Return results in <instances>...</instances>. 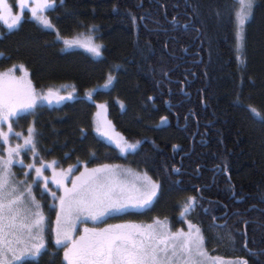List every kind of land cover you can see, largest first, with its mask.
<instances>
[{
	"label": "trees",
	"instance_id": "16d2710c",
	"mask_svg": "<svg viewBox=\"0 0 264 264\" xmlns=\"http://www.w3.org/2000/svg\"><path fill=\"white\" fill-rule=\"evenodd\" d=\"M7 3L23 20L11 29L7 14L0 20V71L25 68L36 90L64 88L65 97L71 95L20 118L19 133L34 126L38 157L60 160L61 168L56 161L46 170L57 175L76 161L70 188L84 165L127 162L161 188L150 209L121 216L166 219L176 230L191 222L202 229L210 254L259 264L243 245L247 241L253 252L264 248V0H255L242 31L240 0H65L63 6L57 0L54 10L37 12L55 29L31 16L36 0H23V9L20 0ZM81 33L101 41L102 55L65 49V38ZM99 101H106L123 138L140 141L137 151L122 156L94 132ZM191 196L202 207L181 217ZM213 217L228 228L213 227ZM47 241L41 256L20 264H67L62 248Z\"/></svg>",
	"mask_w": 264,
	"mask_h": 264
},
{
	"label": "snow or ice",
	"instance_id": "6c2138e0",
	"mask_svg": "<svg viewBox=\"0 0 264 264\" xmlns=\"http://www.w3.org/2000/svg\"><path fill=\"white\" fill-rule=\"evenodd\" d=\"M64 3L65 0H60L61 6ZM36 4L37 8L31 9V16L45 28L55 29V25L46 16L37 15V12L39 9L54 10L57 0H36ZM254 5L255 0H240L237 17L241 27L252 14ZM20 7L22 9L24 7L23 0H20ZM196 11L193 8V15ZM5 14L12 19V23L8 25L10 29L15 28L23 20L22 15H12L11 5L7 0H0V20L5 18ZM140 19L143 20L144 17ZM171 23L173 25L178 23L177 18L173 17ZM183 27L187 29L188 24H184ZM90 51L97 56L102 54L100 46L90 47ZM11 72L12 69H9L8 73H0V141L4 144H8L9 134L13 132L12 118L19 120L25 115L34 114L38 101L51 103L55 100L59 103L71 98V95L61 96L51 89L46 95H37L31 81L17 80L11 76ZM162 72L163 75H168L166 71L162 70ZM112 80L113 77L109 74L108 84H111ZM250 111L260 115L256 109ZM166 121L167 117H161L162 123ZM4 124H7L8 133L2 130ZM34 133L35 129L29 128L23 145L17 144L15 147L9 145L7 157L0 156V264H20L25 257L41 256L42 250L47 248L48 241L44 235L48 228L47 218L41 210L42 205L33 193V186L39 187L41 183L43 188L40 194L52 198L53 205L50 206V210L56 214L53 248L57 246L62 248L63 258L67 264H205L209 259L204 249L203 231L191 222L188 223L187 232L181 229L176 233H172L167 224L159 219L146 227L135 225H110L104 229L85 227L83 234L78 239L74 238L72 233L75 231L77 221L85 223L91 219L102 222L104 218L128 208H146L153 204L161 186L149 180L141 190H138L137 195H128L123 188L109 183L99 175L111 172L110 166L103 165L100 168L88 169L84 165V172L71 181L70 188L64 184L63 179L55 180L58 187L63 186V195L57 196V193L48 187V177L43 174L45 165L42 163L40 167H36L35 163L25 164L20 155L24 150L31 151L33 157L37 155ZM20 135L16 133L18 138ZM115 142L122 152L134 151L139 145V142L135 144L121 140ZM14 164L29 170L22 173L23 180L17 179L12 172ZM75 167L73 165L67 172H60L57 175L66 177ZM31 171L35 172V176L29 184L28 176ZM174 171L180 170L174 169ZM53 172L55 173V168ZM57 200L58 211L55 205ZM198 206L202 207L196 196L188 197L181 206L180 216L186 218ZM203 211L207 213L208 209ZM235 215L239 216L240 213ZM216 219L213 217V227L228 228L227 223L216 224ZM238 234L247 236L246 231ZM228 238L230 241L233 240L231 232L228 233ZM243 246L251 255L257 257L259 264H264V260L260 259L264 256V248L259 252H253L248 248L247 241ZM56 254V252L51 253L53 256ZM53 264H55L54 260ZM229 264H249V262L247 259H237Z\"/></svg>",
	"mask_w": 264,
	"mask_h": 264
},
{
	"label": "rangeland",
	"instance_id": "374dc122",
	"mask_svg": "<svg viewBox=\"0 0 264 264\" xmlns=\"http://www.w3.org/2000/svg\"><path fill=\"white\" fill-rule=\"evenodd\" d=\"M239 11H240V9H239ZM240 30L242 31L241 26H240ZM93 46H100L101 53L103 52L101 41H98L94 37L93 34L86 35L85 33H81V34H78L75 36L66 37L64 40L65 49L82 48V49L87 50L94 57H99L100 55L97 56L93 52L90 51V47H93ZM9 69H12L11 76L14 77L15 79H17V80L22 79L24 81H28V76L26 74H24L25 72H27V69H25V68H22L23 73L20 70L15 69L14 67L4 68L2 71H0V73H8ZM54 91L61 96H65V94H66L64 92V88L56 89ZM35 93L37 95H43V94L46 95L45 90H36ZM107 115H108V110H107L106 101H99V106H98V109H97L96 114H95L94 132L99 137H101L102 139L106 140L109 143L114 144L118 148V150L122 156H127L129 152L137 151V149L140 147V141L139 140H137V141L127 140V139L123 138L122 133H120L119 130L114 128L112 121L109 119V117ZM12 122H13V120H12ZM22 125H23V122H22L21 126ZM21 126H18V127H21ZM14 127L17 128V124H14ZM28 128H34V126L27 124V130H28ZM2 130L5 133L8 131L7 124H4L2 126ZM20 134L21 135L19 138L17 136H11L9 138L8 144H4L2 141H0V156H3L5 158L7 157V148L9 145H11L12 147H15L17 144L23 145L24 138H26L28 136V131H26L25 133L21 132ZM21 137H23V141L21 140ZM34 139H35V134H34ZM116 140L126 141L127 143H130V144H135V143L139 142V145L134 151L129 150L127 152H122L120 150V148L117 146V144L115 142ZM25 152H26V150L22 151L20 154L24 160V163L25 164L35 163V165H37L36 167H40V165L43 163L45 165L43 174H44V176L48 177V181H49L48 187L53 192H56L57 196L63 195V186L61 188H59L57 185L54 184L55 182L53 183V180H52V178L55 179V178H59V177H56L53 173H50L48 171V169L46 170V168H50L51 165L54 167V165H53L54 160L44 159V158L38 157V155L33 157V153L31 151L30 152L27 151L29 154V158H26ZM108 166L111 167L112 171L100 173L99 175H101L109 183H112L116 186L123 188L125 190L126 194H128V195H137L138 190H141L143 185L146 184L149 180L159 184V182L157 180L152 179L145 171L137 169L127 162H123V161L114 162ZM21 167L22 166L19 164H14L12 167V172L15 173V175H16L17 168H21ZM20 171L23 173V172L29 171V170L22 167V169ZM34 176H35V172L31 171L29 176H28V183L29 184L32 183ZM16 178L23 180L24 176H23V174H21L20 176H18ZM42 188H43L42 183L40 184L39 187L33 186V193L35 194L36 200L39 201V203L42 205L41 210H42L43 214L45 215V217L47 218L46 224L48 225V228L46 229V231L44 233L45 239L46 240H54L53 224L50 225L48 223V220L51 217L50 206L53 205V201H52V198L50 196H41L40 192H41ZM58 204H59V201L58 200L55 201L56 211L59 210ZM149 208H150V205L146 208H128L121 213L114 214L113 215L114 218L112 216H111L112 218H108L106 220H104L105 219L104 218L102 222H95L91 219H88L85 223H80L79 221H77L75 223V231L72 233V235L74 238H79V236L83 234V229L85 227H87L89 229H104V228L109 227L110 225H113V226L114 225H135V226L146 227L147 225L153 224V222L155 220L150 221V220H145V219H136V218H131V217H125L123 215L121 216L120 214L126 213V212H131V211L141 212L144 210H148ZM153 219H156V217H154ZM147 222H150V223H147ZM161 222L166 223L168 228L171 227V230L173 231V233H176L179 230H181V229L176 230L172 226V224L166 219L165 220L162 219ZM183 230H184V232H187L189 229L186 228ZM204 249L207 252V255L209 258L206 260L205 264H214V262H215V264H229V262H231V261H227V259H222V257H220V256H215V255L210 254L206 250L205 245H204ZM232 261H235V260H232Z\"/></svg>",
	"mask_w": 264,
	"mask_h": 264
},
{
	"label": "flooded vegetation",
	"instance_id": "af4514ba",
	"mask_svg": "<svg viewBox=\"0 0 264 264\" xmlns=\"http://www.w3.org/2000/svg\"><path fill=\"white\" fill-rule=\"evenodd\" d=\"M2 71V70H1ZM28 81H31V85H32V88L34 89V91H36V88L34 87V85H33V83H32V79H31V77H28ZM46 91V93L45 94H47V92L49 91V90H45ZM44 95V94H43ZM63 101V100H62ZM61 102V101H60ZM59 102V103H60ZM41 103H48L49 105H53L54 103H57L55 100H53L51 103H49V102H47V101H44V102H40V101H38L37 102V105H40ZM12 120H13V122H12V128H13V132L12 133H10L9 134V138L11 137V136H15L16 134L15 133H19V131H21V127H18V126H21V123H20V119L19 120H17L16 118H12ZM14 121H15V123H14ZM14 124H17V128H15L14 127ZM18 129V130H17ZM6 133H8V131L6 132ZM21 140L23 141V137H21ZM57 162H58V164H59V168H61L60 167V160H56ZM55 160L53 161V162H56ZM75 162L76 161H72V160H69V163H68V165H67V167H66V170H68L69 169V167H71V166H73V165H77V164H75ZM74 171H75V169L73 168V170H72V172L70 173V177L71 176H73L74 175ZM60 172H62V170L60 171ZM60 172H58V173H60ZM146 172V171H145ZM147 173V172H146ZM148 174V173H147ZM149 175V174H148ZM56 177H59V178H53L52 180H53V183L55 182V180H57V179H63V181H64V184H66L67 185V183H69V176L67 175L66 177H61V176H59V175H55ZM150 176V175H149ZM152 179H154L152 176H150ZM73 178V177H72ZM154 180H156V179H154ZM159 182V181H158ZM55 185H57L56 183H54ZM62 186H60L59 188H61ZM151 206L152 205H150V208H151ZM149 208V209H150ZM53 215H52V218L50 219L51 220V224H53V231H54V229H55V220H56V214H55V212L54 213H52ZM150 221H152V220H150ZM147 223H150V222H147ZM170 226V225H169ZM169 229H170V231L173 233V231L171 230V227H169ZM78 237V236H77ZM76 239H78V238H76Z\"/></svg>",
	"mask_w": 264,
	"mask_h": 264
}]
</instances>
